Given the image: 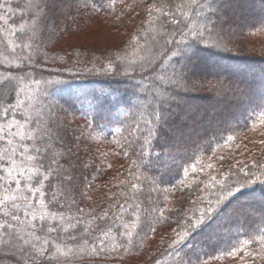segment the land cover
Returning <instances> with one entry per match:
<instances>
[{"label": "trees", "instance_id": "trees-1", "mask_svg": "<svg viewBox=\"0 0 264 264\" xmlns=\"http://www.w3.org/2000/svg\"><path fill=\"white\" fill-rule=\"evenodd\" d=\"M34 2L0 0V129L17 164L51 145L43 188L70 219L37 204L41 239L20 230L0 264H264V133L246 137L264 127V0Z\"/></svg>", "mask_w": 264, "mask_h": 264}, {"label": "snow or ice", "instance_id": "snow-or-ice-1", "mask_svg": "<svg viewBox=\"0 0 264 264\" xmlns=\"http://www.w3.org/2000/svg\"><path fill=\"white\" fill-rule=\"evenodd\" d=\"M114 4L115 0H111ZM26 7L29 10L34 12L41 11V4L39 2H34V0H25ZM2 6V5H0ZM181 7V6H178ZM165 15H167L165 13ZM3 19V17H0ZM202 35V34H201ZM158 119L161 117H157ZM24 139L37 141H42V137L20 134V138L17 143L22 142ZM6 140L5 146L0 150V164L6 165L7 167H0V189L3 191V195L0 196V217L4 218V222L0 223V243H3L5 246H15V241L18 238L17 234L22 229H27L32 232L33 237L36 241L41 239L40 235L35 231V227L32 221L37 219V207L39 205V219L41 221L45 220L48 217H51L53 220L64 219L68 220L69 217H58L56 212H53L50 205L55 204L58 200V193L60 189H53L49 186L48 191H45L43 188L44 182L49 179V175L56 172V169L52 168L51 165L44 169L43 164L39 162L37 156L42 155L45 151L51 150V145L41 142L40 144L33 145V154L27 155L25 159L21 160L19 164L16 163L15 157L17 155V149L12 147L13 139H6L3 129H0V142ZM28 149L25 148L24 152L21 155L28 153ZM55 163V161H52ZM25 169L35 170V175L28 177L29 180H35L34 184L22 183L18 176L24 174ZM18 170V171H17ZM13 171H16V176H13ZM42 177V179H41ZM250 183L252 181H249ZM15 187H12V185ZM134 187V186H133ZM239 191V189H237ZM38 195L43 199H37L34 203L33 200L28 195ZM230 191L226 190V195H231ZM225 196H221L219 199L223 200ZM47 201V203H45ZM219 203V201H218ZM124 205H120V208H123ZM82 211V210H81ZM209 214H211L212 209L209 208ZM23 213L25 217L30 216L31 220H28L26 223L21 221L20 213ZM107 216V213L100 216L98 219L103 220ZM197 223H203L202 220ZM195 227L196 225H192ZM41 230L46 231L51 234L56 231V226H48L42 224ZM67 231V229H63ZM48 241L45 240L44 244H47ZM35 248L36 245H33ZM42 248L43 245H40ZM22 251H24L22 249ZM39 254V250L37 253ZM34 259V257H33Z\"/></svg>", "mask_w": 264, "mask_h": 264}, {"label": "rangeland", "instance_id": "rangeland-1", "mask_svg": "<svg viewBox=\"0 0 264 264\" xmlns=\"http://www.w3.org/2000/svg\"><path fill=\"white\" fill-rule=\"evenodd\" d=\"M6 13H5V11H4V9H0V17H3V19H0L1 21H3L4 22V24H7L8 23V21L5 19V17H4V15H5ZM259 43H261L262 45H260L261 47H264V38H262V37H260L259 38ZM264 133V127H256V128H254V129H252L249 133H247V135H246V137L248 138V139H254L255 137H259L258 136V134H263ZM261 136H263V135H261ZM246 143V142H245ZM245 143L243 144V143H241L240 141L238 142V143H236V141H235V139L234 140H232V141H230V144L228 143V147L229 148H231L230 150L228 149V151H225V152H223V153H221V154H224V153H226L225 155L227 156V155H229V151H230V154H236V153H238V152H241L244 148V145H245ZM109 155L107 156L108 157V159H109V162L111 163V165H116V164H119L120 162H119V156H118V154L116 153V149H115V147H112L110 150H109ZM218 158V157H217ZM121 164H123V163H121ZM121 164H119V165H121ZM209 165V164H208ZM207 165V166H208ZM246 255V254H245ZM264 255V253L262 254V256ZM264 259V258H263ZM132 261H134V260H132ZM243 262H241V260H239V259H231V261H229V262H231L232 264H247V261H246V259L245 260H242ZM228 262V263H229Z\"/></svg>", "mask_w": 264, "mask_h": 264}]
</instances>
